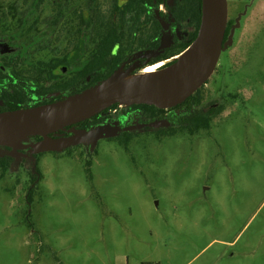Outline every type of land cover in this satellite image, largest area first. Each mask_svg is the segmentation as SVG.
Returning <instances> with one entry per match:
<instances>
[{
	"label": "rangeland",
	"instance_id": "374dc122",
	"mask_svg": "<svg viewBox=\"0 0 264 264\" xmlns=\"http://www.w3.org/2000/svg\"><path fill=\"white\" fill-rule=\"evenodd\" d=\"M228 4L237 26L217 77L238 96L225 92L211 134L130 143L139 170L107 138L36 154L35 172L27 148L37 140H24L8 170L0 166V264H264V0ZM0 5V24H12L13 5L23 14L34 0ZM75 8L45 0L40 36L0 25V58L27 75L63 55L58 10ZM10 152L0 147V157Z\"/></svg>",
	"mask_w": 264,
	"mask_h": 264
},
{
	"label": "flooded vegetation",
	"instance_id": "af4514ba",
	"mask_svg": "<svg viewBox=\"0 0 264 264\" xmlns=\"http://www.w3.org/2000/svg\"><path fill=\"white\" fill-rule=\"evenodd\" d=\"M53 1L57 5L63 2ZM75 3V9L58 10L62 36L63 39L67 38L63 55L52 56L44 63L54 57L68 61L52 68V74L57 78H47L43 86L48 91L42 93V96L31 94L27 103L29 106L82 92L121 67L124 73L132 75L145 70L149 65L170 60L186 44L195 40L201 25L202 0H75ZM83 20H88V23L83 24ZM236 26L235 21L229 17L225 42H230L232 37L233 45ZM162 44L165 46L161 47ZM0 60L14 61L2 67L6 69L5 74L10 78L11 85L16 86L13 78L17 75L13 69L17 70V59ZM62 65L68 66V70L56 74L55 70ZM220 66L218 62L207 82L175 106L160 108L138 104L120 109L121 105H117L101 112L103 121L96 120L90 125L78 123L76 127L90 129L93 126L109 124L115 134L98 141L107 138L115 140L128 153L132 142L147 146L154 143L161 145L169 138L179 142H188L194 138L205 139L207 133L211 134L221 114L227 110L222 101L225 92L226 98L233 97L235 102L238 96L222 82L221 74L217 77ZM41 67L38 66L37 70ZM84 73L86 74L82 76ZM154 122H157V128L152 126ZM72 133L60 131L52 136L65 137ZM68 148L63 150L67 151ZM129 155L132 165L139 170V159L132 153Z\"/></svg>",
	"mask_w": 264,
	"mask_h": 264
},
{
	"label": "water",
	"instance_id": "95a60500",
	"mask_svg": "<svg viewBox=\"0 0 264 264\" xmlns=\"http://www.w3.org/2000/svg\"><path fill=\"white\" fill-rule=\"evenodd\" d=\"M228 19V0H202L199 33L192 44L181 52L191 48V53L179 69L165 77L128 81L124 80L127 73L121 67L82 92L40 105L0 111V146L11 147L10 154L14 157L18 156L24 140L42 137L41 140L29 144L28 149L34 165L33 170L36 172L37 153L60 151L76 144L93 143L114 135L115 131L109 124L93 126L90 129L76 127L78 123L94 117L112 105L148 104L165 108L183 102L207 82L215 71L222 52L232 45V37L230 42H225ZM164 46L162 44L161 47ZM176 63H169L160 70ZM67 70L68 66L62 65L55 73ZM3 104V100H0V105ZM152 125L156 126L157 122ZM60 131L73 133L65 137L52 136Z\"/></svg>",
	"mask_w": 264,
	"mask_h": 264
},
{
	"label": "trees",
	"instance_id": "16d2710c",
	"mask_svg": "<svg viewBox=\"0 0 264 264\" xmlns=\"http://www.w3.org/2000/svg\"><path fill=\"white\" fill-rule=\"evenodd\" d=\"M44 3V0H34V7L31 9H27L25 13L21 14L18 11V7L16 5H13V8L15 10V13L13 14V21L12 24L9 22H3L1 25V31L2 32H19L23 29L25 25H28L26 28V31L28 32H34L37 36H40L43 33L42 29V22H40V12L39 9ZM1 7V5H0ZM83 18V15H82ZM60 19V18H59ZM55 24L58 25V19H56ZM0 21H2L0 19ZM83 24L88 23V20H83ZM14 26V27H12ZM84 32V30H81ZM192 42V41H191ZM186 44L179 52V54L185 50L190 43ZM68 60H65L64 58L54 57L49 62L40 64V65H33L31 74H27L25 76V73L21 70H15L13 69V72L17 75L16 78L19 79L16 81V86L11 85L10 78L8 75H6V69L2 66L10 65L14 61L13 60H0V98L4 101L3 106H0V111L5 110H12V109H18L21 107H27L29 106L27 103L30 101L31 94H38L39 96H42V93L48 91V89L43 86L46 79H56L57 77L52 74V68L59 63H65ZM38 66H42L39 70H37ZM86 73H84L82 76H84ZM13 82H15V79L13 78ZM4 85V86H3ZM52 102V101H51ZM118 104L113 105L109 108H114ZM107 108L106 110H108ZM96 120H102L101 113L95 115L94 117L81 122L80 124L83 125H90L96 122ZM106 119H104L105 121ZM33 139L39 141L42 139V137H33ZM126 146H129V144H126ZM6 149L11 150V147L9 146H0ZM14 157L11 154L5 155L0 157V166L5 171L8 170L11 163L13 162ZM87 165L89 168H87V172L89 173L90 178H94L93 173L90 171V167L92 165V161H88ZM34 174V178L40 177L39 174ZM35 182V179H34ZM36 187H31V189L28 191V201L30 202L33 193L35 192ZM143 264H159V263H152V262H145Z\"/></svg>",
	"mask_w": 264,
	"mask_h": 264
},
{
	"label": "bare ground",
	"instance_id": "6f19581e",
	"mask_svg": "<svg viewBox=\"0 0 264 264\" xmlns=\"http://www.w3.org/2000/svg\"><path fill=\"white\" fill-rule=\"evenodd\" d=\"M191 53V48H188L183 53L177 55L173 59L159 62L151 67L146 68L145 70L138 72L136 74L127 75L124 80L128 81H146V80H152V79H158L165 77L169 75L172 71L179 69V67L188 59L189 55ZM176 64L172 65L171 67H168L164 70H160L161 67H164L168 65L169 63ZM123 107H126V105H122Z\"/></svg>",
	"mask_w": 264,
	"mask_h": 264
},
{
	"label": "built area",
	"instance_id": "2783aa9c",
	"mask_svg": "<svg viewBox=\"0 0 264 264\" xmlns=\"http://www.w3.org/2000/svg\"><path fill=\"white\" fill-rule=\"evenodd\" d=\"M167 61V60H166Z\"/></svg>",
	"mask_w": 264,
	"mask_h": 264
}]
</instances>
